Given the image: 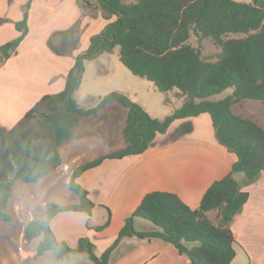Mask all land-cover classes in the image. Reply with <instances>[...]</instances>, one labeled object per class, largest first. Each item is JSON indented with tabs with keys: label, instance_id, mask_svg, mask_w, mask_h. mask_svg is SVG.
<instances>
[{
	"label": "trees",
	"instance_id": "obj_1",
	"mask_svg": "<svg viewBox=\"0 0 264 264\" xmlns=\"http://www.w3.org/2000/svg\"><path fill=\"white\" fill-rule=\"evenodd\" d=\"M75 1L81 7L99 9L107 19L115 18L91 36L88 47L75 56L61 91L41 96L10 128L0 124V220L12 219L5 208L13 182L35 183L59 166L58 148L69 138L78 120L116 101L127 108L125 146L72 171L68 188L78 197L76 203L60 205L47 201L45 217L27 222L24 239L30 242L41 237L35 256L50 251L54 258L63 259L69 253L83 252L94 264H107L110 251L122 237L136 236L158 237L171 243L179 254L188 257V264H229L235 256L230 223L249 196L248 191L240 190L233 175L244 173L248 184L264 171V128L232 111V106L243 100L264 103V0ZM28 5L21 20L14 23L19 34L0 45V63L16 50L27 32ZM192 33L211 39L219 47L214 61L203 59L199 50L187 42ZM57 34L56 43L54 34L48 38L49 47L58 54L71 53L79 30L71 27ZM115 47L126 69L151 82L161 93L176 90V95L183 97L181 106L162 119L153 118L125 94L112 91L94 107H79L72 94L80 84L84 62L112 53ZM228 88L232 89L229 94L212 98ZM204 112L210 116L215 138L236 155V160L227 174L208 186L198 208H190L173 192L153 190L142 197L114 241L99 256L88 237H79L73 247L56 239L49 224L55 214L69 210L90 213L94 206L87 190L76 182L78 175L105 158L142 153L175 120ZM210 210L217 211L215 222L206 215ZM135 217L148 221L153 229L135 230Z\"/></svg>",
	"mask_w": 264,
	"mask_h": 264
},
{
	"label": "crops",
	"instance_id": "obj_2",
	"mask_svg": "<svg viewBox=\"0 0 264 264\" xmlns=\"http://www.w3.org/2000/svg\"><path fill=\"white\" fill-rule=\"evenodd\" d=\"M27 3H29L27 32L16 50L0 63V124L7 128L13 126L41 96L59 92L64 88L66 74L73 65L75 56L88 47L91 36L99 33L115 18L107 19L99 9L81 7L75 0H0V45L19 34L14 23L21 20ZM71 27L79 30L75 48L71 53H55L48 45V38L54 34L53 41L56 43L59 40L57 32L69 30ZM115 88L130 100L137 102L150 116L157 117L152 114L158 112L160 108L151 100L144 97L142 101V97L136 96L133 89L123 85ZM167 93H164L166 102L163 103H171L174 111L181 106L183 97H178L176 90L169 91L176 99L173 98L176 101V104H173ZM102 96L104 95H92L88 92L83 100L93 101L96 106ZM75 102L79 107L87 109L80 106L76 100ZM96 114L80 118L69 138L59 146L60 165L69 162L75 168L85 161H90V159L80 161L73 151V144L83 131L81 123L91 128L94 122L92 116L95 118ZM161 114H165L163 110ZM116 124L117 127L111 128L112 135L121 137L125 146V121L118 120ZM110 151L114 149H109L105 153ZM235 160L236 155L215 138L208 113L175 120L164 134H157L152 145L142 153L121 158H105L98 165L84 170L76 177V182L87 190L88 198L94 203L91 212L98 214L99 219H90L91 215L84 211L69 210L55 214L49 224L56 239L67 241L72 247L79 237L88 236L94 244V253L99 256L114 241L125 218L147 192L153 190L173 192L190 208L196 209L208 186L227 174ZM239 173L236 172L233 176L240 190L248 191L249 196L241 211L230 223L236 242L234 258L238 253H243L245 262L264 264V249L261 256L257 257L256 253L260 252L252 250L246 242L247 236L243 239L242 235L243 228L248 227V222L255 217L254 214L264 212V171L255 181L248 184L245 178L241 181L237 179ZM252 188L256 189L251 191ZM254 192L258 193V203L251 201ZM216 212L210 210L206 215L215 222ZM107 214L108 224L98 227V223L101 225L100 223L105 222ZM58 216L65 217L72 224H66L64 229H55L53 222ZM115 216L118 217L117 221L111 226ZM87 219H90L89 227L84 225ZM132 226L135 230L153 229L148 221L139 217L133 219ZM109 229L110 234L106 235ZM237 243L240 251L236 248ZM191 246L192 244H188V247ZM75 257L77 263L73 264H94L83 252L69 253L59 260L71 262ZM188 262V257L179 254L171 243L158 237L147 239L136 236L122 237L110 251L107 260V264H188Z\"/></svg>",
	"mask_w": 264,
	"mask_h": 264
},
{
	"label": "rangeland",
	"instance_id": "obj_3",
	"mask_svg": "<svg viewBox=\"0 0 264 264\" xmlns=\"http://www.w3.org/2000/svg\"><path fill=\"white\" fill-rule=\"evenodd\" d=\"M236 1L249 2L250 0ZM187 42L199 50L200 56L203 59L209 61H214L220 50L211 39L198 38L193 33L190 35ZM117 50L118 48L116 47L111 54L103 53L95 60L85 61L81 83L72 95L76 98L75 100L80 106L90 108L95 106V102L83 100L86 93L89 92L92 93V95H106L112 91H116V86L123 85V87L133 89L136 92V96L142 97V101L145 97L160 108L158 112L155 111L152 114L157 115V117L153 118H162L170 114L173 108L171 103H163L166 97L165 94L159 92L149 81L133 75L126 69L117 58ZM231 91L232 89L228 88L220 94L214 95L212 98H222ZM167 96L173 104H176L173 94L168 92ZM161 110H163L165 114H161ZM232 111L240 116L253 119L264 128V103L261 101L250 99L243 100L232 106ZM96 113L95 118L92 116L94 122L91 128L88 127L87 124L82 125L81 123L80 127L83 126V131L73 144V151L78 155L80 161H85L87 159L91 160L109 149L115 150L124 146L123 139L116 135H112L113 132L111 128L117 127L116 122L118 120L125 121L127 108L121 106L116 101H111ZM96 118L97 120L95 121ZM104 118L107 120L105 121ZM73 167L74 166L70 165L69 162L66 163V165L57 166L35 183H27L20 180H15L13 182L11 195L8 198L5 208V211L12 219L9 222L0 220V264L77 263V257L71 262L59 260L54 258L50 251L40 256H35V249L41 237L33 238L30 242H27L23 236L27 222L32 219H43L45 217V203L47 201H53L60 205L77 202V196L68 188V181L71 173L77 166L75 168ZM244 178V173L240 172L237 179L241 181ZM255 189L256 188H252L251 191ZM251 201L253 203L259 202L258 193H252ZM88 215H91L90 219L92 220L99 219L98 214H95L93 211ZM117 216L113 218L111 226H114V223H116ZM254 216L253 220L248 222V227L243 228L242 235L243 239L245 238L244 236H247L246 242L249 243L252 250L260 252L256 253L258 257L259 255L261 256L262 250L264 249V212H258L254 214ZM90 219L85 221L84 225L86 227H89L90 224L88 222ZM107 220H109L108 214L103 224H97L98 227L105 225ZM69 223L72 224L65 217L58 216L53 222V227L55 229H64L66 224ZM110 230L111 229H109L106 235L110 234ZM65 243L70 246L67 241H65ZM235 244L236 242L234 245ZM238 246L237 243L236 248L240 251V247ZM245 261V255L243 253H238L231 264H247L248 262Z\"/></svg>",
	"mask_w": 264,
	"mask_h": 264
}]
</instances>
